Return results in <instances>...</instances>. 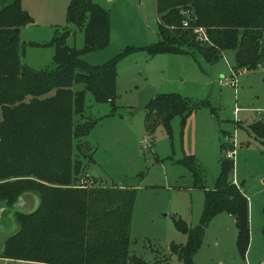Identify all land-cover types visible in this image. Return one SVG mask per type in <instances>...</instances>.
<instances>
[{
	"label": "trees",
	"instance_id": "1",
	"mask_svg": "<svg viewBox=\"0 0 264 264\" xmlns=\"http://www.w3.org/2000/svg\"><path fill=\"white\" fill-rule=\"evenodd\" d=\"M155 13L157 39L142 47L148 55L185 54L213 64L230 50L235 75L264 64V0H155ZM29 22L19 0H0V202L10 206L23 192L38 196L34 210L13 213L17 229L3 240L0 258L45 264H145L129 250L134 189L77 183L84 166L81 157L93 161L80 152L87 146L82 138L95 124L83 114L85 92L94 102L112 105L114 64L122 55L98 65L81 58L108 43L107 12L93 0H70L66 22L82 31V46L65 43L69 27L55 33L49 42L55 49L54 65L45 70L20 62L23 43L18 31ZM195 27L203 28L206 40L196 38ZM75 84L81 88L74 89ZM187 107L177 93L156 92L145 107V127L150 129L154 118L153 123L167 129L169 119ZM247 128L264 143V120ZM223 146L228 150L220 143V149ZM218 165L211 190L197 184L204 192L198 225L175 222L185 241L170 243L168 250L182 264H193L206 222L222 211L234 219L238 254L244 256L247 249L246 197L231 179L233 161L220 155Z\"/></svg>",
	"mask_w": 264,
	"mask_h": 264
},
{
	"label": "rangeland",
	"instance_id": "2",
	"mask_svg": "<svg viewBox=\"0 0 264 264\" xmlns=\"http://www.w3.org/2000/svg\"><path fill=\"white\" fill-rule=\"evenodd\" d=\"M69 1L19 0L30 18L29 24L19 27L18 34L23 43L21 59L28 67H53L55 49L49 42L67 27L70 32L65 43L81 48L82 31L66 22ZM95 2L107 12L109 41L81 58L98 65L122 55L114 64L112 105L94 102L85 92L83 114L95 124L82 138L88 147L81 146L80 152L90 154L93 161L81 157L84 166L77 183L134 189L128 230L130 252L145 264H182L168 250L170 243L185 241L175 222L181 219L187 226L198 225L204 192L197 184L206 190L213 188L219 171L218 158L223 155L233 161L237 182L233 183L240 186L247 200L248 255L238 254L234 222L222 211L206 222L191 261L264 264V143L253 138L247 128L253 121L264 120V67L240 71L233 87L220 84L222 76L231 79L222 59L208 64L185 54L148 55L142 49L157 39L155 0ZM28 41L38 44H27ZM146 87L177 93L189 107L174 114L167 129L153 123L152 118L147 130V109L136 110L137 94ZM220 143L233 149V157H226L227 148L220 149ZM23 198L17 206H5L0 216V248L3 240L17 229L13 213L30 212L38 204L35 192H26ZM0 264L45 263L0 258Z\"/></svg>",
	"mask_w": 264,
	"mask_h": 264
},
{
	"label": "water",
	"instance_id": "3",
	"mask_svg": "<svg viewBox=\"0 0 264 264\" xmlns=\"http://www.w3.org/2000/svg\"><path fill=\"white\" fill-rule=\"evenodd\" d=\"M155 94H156V90L153 87H146V88L141 89L137 94L138 105L136 107V110L145 108L148 105V103L151 101V99L154 97ZM25 193L26 192H23L20 195H18L16 200L11 205L17 206L19 202H23L24 200L23 194ZM5 206H7L5 205V203L0 202V216L4 212ZM18 212H22V211H18ZM22 213H28V212H22Z\"/></svg>",
	"mask_w": 264,
	"mask_h": 264
},
{
	"label": "built area",
	"instance_id": "4",
	"mask_svg": "<svg viewBox=\"0 0 264 264\" xmlns=\"http://www.w3.org/2000/svg\"><path fill=\"white\" fill-rule=\"evenodd\" d=\"M182 25L183 26H186L187 24H186V21H183L182 22ZM193 31H194V33L196 34V38L197 39H199V40H206V36H205V34H204V31H203V28L202 27H195L194 29H193ZM229 75H230V77H231V79H228L227 77H225V76H222V78H220L219 79V83L220 84H224V85H230V86H234L235 85V74L231 71V69H229ZM225 154H226V157H233V149L232 150H227L226 152H225Z\"/></svg>",
	"mask_w": 264,
	"mask_h": 264
},
{
	"label": "crops",
	"instance_id": "5",
	"mask_svg": "<svg viewBox=\"0 0 264 264\" xmlns=\"http://www.w3.org/2000/svg\"><path fill=\"white\" fill-rule=\"evenodd\" d=\"M95 1V0H94ZM109 1V0H108ZM20 33V29H19V31H18V34ZM19 36V35H18ZM19 42L20 43H22V40L19 38ZM232 56H233V53H232V51H230L229 50V52L227 53L226 51L225 52H223L222 53V55H221V58L220 59H222L223 60V62L225 63V65H226V68H227V70H229L230 69V64H231V60H232ZM22 57H21V54H20V56H19V59H20V62L21 63H23L24 65H26L24 62H22V59H21ZM27 66V65H26ZM215 66V65H214ZM257 67H264V64H262V65H258ZM256 67V68H257ZM246 71H249V70H243L242 72H246ZM231 179H232V181H234L235 183H237L236 181H235V179H234V175H233V171H232V175H231ZM239 186V185H238ZM119 187H124V186H119ZM240 187V186H239ZM240 190H241V188H239ZM228 216L230 217V218H232V220H233V222H234V219H233V217L231 216V215H229L228 214ZM181 243V242H180ZM184 243V242H183ZM182 244V243H181ZM247 251V252H246ZM245 251V253H246V256L248 255V246H247V250ZM2 259H4V260H8V259H5V258H2ZM11 261H13V260H11Z\"/></svg>",
	"mask_w": 264,
	"mask_h": 264
}]
</instances>
